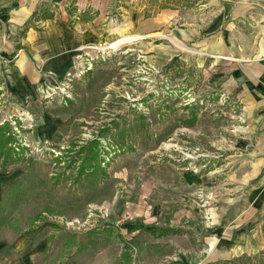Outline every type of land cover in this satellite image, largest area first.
<instances>
[{
    "label": "rangeland",
    "instance_id": "374dc122",
    "mask_svg": "<svg viewBox=\"0 0 264 264\" xmlns=\"http://www.w3.org/2000/svg\"><path fill=\"white\" fill-rule=\"evenodd\" d=\"M55 1L58 3L54 6H61L67 13L75 10L71 13L72 20H78L76 16H79V13L85 11L89 13L88 9H93L89 4L91 0H50V4L52 5ZM110 1H112L111 8L107 9L104 16H107L106 21L109 22V27L114 29L125 23V19L119 17L118 10L113 6L115 1L118 5H122L128 14L134 11L139 14V17L143 15L145 19L153 18V9L157 11L165 7L177 9V16L161 30H157L156 35L153 33L149 38L142 39V45L136 39L115 47L109 46L108 44L117 37L108 44H87L96 46L95 49H84V51L94 50L91 51V56H95L96 49H100L101 46L108 48L98 52L100 56L95 59L90 70L86 69V64L79 65L77 68L91 71L99 66L104 70L101 77H108V81L103 80L97 90V97H78V91L80 93L87 82L84 78L76 90L73 85L72 98L62 99L63 94H59L64 106L81 101L82 108L78 115L71 117L62 133L55 137L54 142L59 144L56 148V151H59L58 155H54L48 149H43L42 153L29 151L20 143L19 149L16 150L12 144L18 142V139L16 135L11 134L10 119L3 123L9 126L6 135L12 137L9 143L12 153L19 158L13 163L22 162L25 167L23 173L27 175L24 181L16 180L7 184V189L17 188L22 191L23 196L25 193L32 195L31 192L41 187L48 191H57L53 196L59 197L58 200L63 201V204L59 203L57 209L40 210L38 213L41 215L34 217V219H40L32 221L31 226L55 223V230L62 231L67 239H73L69 231H78L80 237L78 240L74 239L75 242L71 244L74 248L76 246L77 250L84 247L83 243L88 242V233H94L97 229L105 227L113 229L114 225L115 229L121 228L125 231L123 227L127 222V213H122L121 205L115 206L118 200V203L124 201L125 205L129 200L137 203L139 194L143 193L146 196L140 197L139 204L146 212L152 211L155 202H161L163 211L172 206L174 213L178 212V216L173 217V221L167 224L182 226L186 233L175 235L174 238H160L162 246L155 247L156 252L160 249V258L154 260L153 249L150 246H146V249L141 251L142 254L139 253L131 245L125 244L117 233L113 246L114 261L111 263L105 261L103 264L130 263L128 258L125 260V247L127 254L131 253L135 257V262L132 264H264V179L257 176L244 180L242 179L243 167L227 164L226 170H220L218 175L214 174L216 178L211 179V182L208 180L209 182L206 183L199 181L190 183L185 174L187 171H192L195 175H199L203 170L208 173L209 169L223 164L225 161L223 158L226 155L220 156L219 162L222 159L223 161L219 164L215 158L217 152L222 153V148L217 147L218 139L221 140V136L225 137L224 151L227 154L232 149L236 150L233 147L234 142L238 136L242 135L241 128L246 126V119L243 117V109H239L235 99L227 97L216 89L211 90L209 83L206 80L202 81V75H196L195 80H192L191 69L186 67L184 61L185 52L180 51L185 49L181 47L184 45H181V42L176 41L174 37L179 31L184 32L192 26L195 27L207 21L217 13L222 2H229L232 7H235L234 12L240 16L237 23H240L243 31L240 29L239 31L242 32L241 34H246L241 38L246 36L248 37L246 42H249V31L254 33L264 31V0ZM133 34L140 33L135 31ZM258 37L259 35L256 36L257 39ZM159 43L167 46L170 44L179 53L173 51V57H170V54H160L159 49L154 46V44L159 46ZM252 43L256 44L254 40ZM167 48H165L166 52ZM201 57L199 61L202 64ZM176 58L182 60L178 62L181 66L173 65L169 68L167 63L175 64ZM84 74L86 72L82 75ZM191 97H195V100L190 101ZM6 99L7 97L0 99V116L5 115V118H8V115H14L17 126L23 125V128L20 126L21 135L28 137L29 134L31 137L35 121L32 120V128L28 129L27 126L24 128V125H27L26 120L22 122L17 118L20 112L6 111ZM21 111L25 112L26 108ZM219 126L225 127V131L219 129L220 132H218ZM88 134L90 137L84 140L85 143L91 140L98 141V159L100 166L108 175L107 179L102 178V172L99 169L77 177L76 167L79 160L65 170L67 162L74 156L77 158L79 146L85 144H81L80 141L84 139V135ZM96 135L103 137V140L109 138L112 146L106 149ZM46 144L48 143L40 145ZM193 152L200 155L194 159L186 157L185 153ZM237 152L240 156L243 150L237 149ZM106 156L112 157L110 161L104 163ZM13 163L0 165V170L5 171L6 167ZM247 176L248 174L245 178ZM256 188H260V191H257V198L244 196L247 194L245 191L253 189L251 190L253 192L258 190ZM117 190V197L113 202L111 199ZM110 191L112 197L109 200L106 199V202H113V210L109 208L110 213L101 217L103 212L97 206V209H93L94 214L88 217L87 204H102L105 198L100 196L109 194ZM2 200L9 202H6V205L0 204V224H4L12 215L10 214L11 199L3 197ZM178 207L187 209V214H181V209ZM251 207L254 208L247 211ZM243 210L247 211L245 217L242 216ZM43 213L63 215L68 220L76 217L81 224L67 227L52 218L45 220ZM236 215H241L238 220L243 221L235 230L240 229L238 230L241 238L240 246H234L232 251L228 250L225 253L223 251L222 255L226 258L207 263L205 260L210 257L209 254L221 249L219 244L214 246V240L216 241L218 235L213 229L223 221L228 226L231 220H235ZM143 221L136 224L152 226V223H148L145 218ZM29 226V223H24L19 232H24ZM233 230L229 227L226 229V234L222 236L229 238V233ZM14 231H16L15 226L10 227V234ZM142 231L141 239L147 243L149 232ZM74 248L68 250L66 260L62 264H68L76 252ZM138 256H141L140 261H137ZM181 257L187 260L180 262Z\"/></svg>",
    "mask_w": 264,
    "mask_h": 264
},
{
    "label": "crops",
    "instance_id": "0c3cea01",
    "mask_svg": "<svg viewBox=\"0 0 264 264\" xmlns=\"http://www.w3.org/2000/svg\"><path fill=\"white\" fill-rule=\"evenodd\" d=\"M56 3L58 2L55 1L51 5L50 0H0V99L7 97L6 111L18 113L26 108L32 120L35 121L31 137L38 144L55 141L56 135L62 133L67 122L82 108L81 101L64 106L57 86L68 72L78 67L77 64L87 63L88 57L82 52L85 45L108 44L113 41L114 37L119 38L124 34H133L135 31L141 34L142 38L138 39V42L142 45V39L149 38L157 30L169 24L171 20H175L177 16V9L165 7L157 11L153 9V18L145 19L143 15L139 17V14L134 11L128 14L122 5H118L115 1L113 6L118 10L119 17L125 19V23L114 29L109 27V22L106 21L107 16H104L107 9L111 8L112 1L110 0H91L89 4L93 9L89 8V13L86 11L79 13V16H76L78 20L71 19V13L75 10L67 13L61 6H54ZM234 10L235 7H232L231 3L222 2L217 13L207 21L195 27L192 26L184 32L179 31L174 36L176 41L184 45L181 47L185 49H180V51L185 52L184 61L186 67L191 69L192 80H195L196 75H202V81L206 80L211 90L216 89L227 97L235 99L239 109H243V117L246 119V126L241 128L242 135L238 136L234 142L233 147L236 150L232 149L227 154L224 151L225 137L221 136V140L217 141V147L222 148V153L217 152L215 158L217 164L222 163L223 159L225 161L218 167L209 169V174L205 173L206 170L199 175L187 171L185 174L190 183L198 181L206 183L209 182L208 180L211 182V179L216 178L214 174L218 175L220 170H226V164L243 167L242 179L244 180L257 176L264 179V31L261 33L249 31V42H246L248 37L241 38L246 34H241L243 30L240 28V23H237L240 16ZM170 34L172 35V32ZM257 35H259L258 39ZM252 40L256 42V46ZM154 46L159 49L160 54H170V57L174 56L173 51L178 52L170 44L167 46L159 43V46L157 44ZM95 56L100 55L96 53ZM200 56H202V64L199 61ZM178 62L182 60L176 58L175 64L169 62L167 65L169 68L173 65L181 66ZM85 72V76L82 73L73 81L76 90L82 84L83 78L87 80L83 85V90L80 93L78 91V97H97L99 86L103 80L107 82L108 77H101L104 70L99 66ZM219 129L225 131V127L220 128L219 126L218 132H220ZM237 149L243 150L240 156L237 154ZM223 154L226 156L219 162ZM204 155L207 157V154L204 153ZM220 166L223 167L220 168ZM23 168H25L24 164L17 162L7 166L5 171L0 170V204L6 205V202H9H3V197L10 198L12 209L11 218L4 224H0V264H62L66 260L68 250L74 248L71 245L72 242H75L74 239L78 240L80 233L69 231L73 239H67L61 230L58 232L52 226H46L31 236L25 235V231L19 232L24 223H29L31 226L32 221L40 219H34L41 215L38 213L40 210L57 209L59 203L63 204V201L58 200L59 197L53 196L57 191H48L43 187L31 192L32 195L25 193L26 196H23L22 191L17 188L7 189V184L16 180L24 181L27 178V175L23 173ZM246 174L248 176L245 178ZM253 189L245 191L247 194L244 196L257 198V191H260V188L252 192ZM143 196L146 195L139 194L140 203V197ZM111 197V191L109 194L100 196V198H105L104 201ZM118 201L115 206L121 205L122 213H127L125 224L144 222L143 218H145L148 223H152V226L176 228L177 231L159 237H153L148 233V238L153 241L150 242L148 239L145 243L141 239L143 231L140 228L126 225L123 227L125 231L121 228L120 230L115 229L114 225L113 229L100 228L94 233H88L87 238L89 239L87 243H83L84 247L77 250L75 246L76 252L68 264L113 262L115 258L113 246L117 233L120 234L125 244L131 245L141 254L146 246L152 247L155 260L160 258V249L155 251L156 246L159 248L162 246L160 238H174L175 235L186 233L182 226L178 228L176 225L167 224L173 221V217L178 216V212L174 213L172 206L163 211L161 202H155L152 211L146 212L139 202L129 200L125 205L124 201L119 203ZM257 204L258 202L255 206ZM178 208L181 209V207ZM253 208H248L247 211ZM247 211L243 210L242 216H247ZM180 212L187 214V209H181ZM240 217L241 215H236L235 220H231L228 226L223 221L213 229L218 235L216 241L214 240V246L219 244L221 249L210 253V257L205 260L207 263L226 258L222 255L223 251L224 253L228 250L232 251L234 246H240L241 238L238 232L240 229L235 231L243 222L238 220ZM233 222L236 223L233 224ZM12 226H15L16 231L10 234L9 229ZM229 227L234 229L230 231V237L222 236L226 234V229ZM118 237L119 235L117 239ZM127 253L125 247V260L128 258L130 262L128 264H132L135 262V257ZM140 259L141 256H138L137 261ZM186 260L185 257L179 259L180 262Z\"/></svg>",
    "mask_w": 264,
    "mask_h": 264
},
{
    "label": "built area",
    "instance_id": "2783aa9c",
    "mask_svg": "<svg viewBox=\"0 0 264 264\" xmlns=\"http://www.w3.org/2000/svg\"><path fill=\"white\" fill-rule=\"evenodd\" d=\"M95 48H96V46L87 45L84 49H95ZM107 48L108 47L105 46V48H100V49H96V50H97V53H98L100 50H104V49H107ZM91 51H94V50H90L89 52L83 51V53L86 54V56L88 57V60H87V63H86V69L87 70L92 68L94 60L99 57V56H91L90 55ZM77 65L79 66L80 63L77 64ZM84 72L85 71H83L82 69L76 67L75 70H72L71 72L67 73V75L65 76L64 80L60 83V85L57 86V91L60 94H63V97H61L62 99L72 98L73 97V92H72L73 81H74L75 78L79 77ZM194 100H195V97H191L190 101H194ZM21 110H20L21 114L17 118L19 120H21L22 122H24L26 120V124L27 125H24V128L26 126L29 127L28 129L32 128V118L30 117V114H28L27 110L25 112H23ZM23 116H25V117H23ZM0 118H1L0 119V125L3 124L5 121L7 122V120L10 119V125H12V128L10 129L11 132H12L11 134L16 135V138L18 139V142L12 144V146L16 150L19 149L18 145L20 143V145L26 146L27 150H29V151H35V152H38V153H42L43 149H45V150L48 149L51 152H53L54 155H58L59 154V151H56L57 145H59L57 142L52 141L51 143H48L46 145H40L38 143H35L32 140V137H30L29 134H28V137H25L24 135H21L20 126L23 128V125H19V127L17 126L16 120H15L16 118H15L14 115L13 116L8 115V118H5V115H3V116H0ZM12 118H14V119H12ZM89 137H90L89 134L86 135V136L84 135V139L80 141L81 144L85 143L84 140L89 138ZM96 137L98 138V140H100L102 142V144L104 145V147L106 149H108L109 146H112V144L110 143V139L109 138H107L106 140H103V137L100 138V136L98 137V135H96ZM185 155H186V157H188L190 159H194L195 157L199 156L200 153H194V152L192 154H186L185 153ZM111 157L112 156H110V157L106 156L104 163L110 161ZM117 193H118V190L116 191V193L114 194L113 198L111 199L112 201H114V198L117 197ZM111 203L103 201L102 204H91V203L87 204L86 211L88 212V217H91V215L94 214L93 209H97V206L103 212V213H101V217L103 215H106V214L110 213ZM43 214H42V216L45 217L44 218L45 220H47V218H52V219L57 220L60 224L61 223H63V225L65 224V226H67V227H72L74 224H77L78 226H80V224H81L79 219L76 218V217L73 218V219L68 220L67 218L63 217V215L61 216L59 214H51V213H48V214L47 213H43Z\"/></svg>",
    "mask_w": 264,
    "mask_h": 264
},
{
    "label": "trees",
    "instance_id": "16d2710c",
    "mask_svg": "<svg viewBox=\"0 0 264 264\" xmlns=\"http://www.w3.org/2000/svg\"><path fill=\"white\" fill-rule=\"evenodd\" d=\"M8 124L0 125V165L5 166L6 164L13 163L15 161H18L19 158L16 157L12 153V149L9 146L11 136H7L6 133L9 131ZM57 136V135H56ZM98 141L97 140H91L87 143L80 145L77 150V158L74 156V158L71 159V161H68L65 165L66 168L69 169L73 163H75L76 160H79L78 167H76V175L77 177H82L86 173H92L96 169L100 172H102V178L107 179L108 175L104 172V169L100 166V160L98 159L99 156V149H98ZM3 211V210H2ZM126 226L130 227H137L141 230L147 231L151 233L153 236H162L169 232H176V229L170 228V227H158V226H148V225H139L136 223L133 224H125ZM46 226H52L56 227L55 223H43L41 225H38L36 227L30 226L28 227L24 234L27 236H31L34 234H37L40 230L45 228Z\"/></svg>",
    "mask_w": 264,
    "mask_h": 264
},
{
    "label": "bare ground",
    "instance_id": "6f19581e",
    "mask_svg": "<svg viewBox=\"0 0 264 264\" xmlns=\"http://www.w3.org/2000/svg\"><path fill=\"white\" fill-rule=\"evenodd\" d=\"M141 37H142L141 34H124L121 37L115 39L112 43H110L108 45L115 47V46L123 44V43L125 44V42L140 39ZM101 48H104V47L101 46Z\"/></svg>",
    "mask_w": 264,
    "mask_h": 264
}]
</instances>
